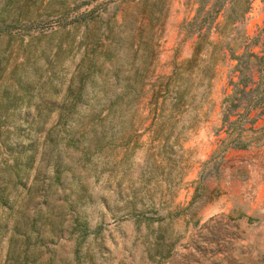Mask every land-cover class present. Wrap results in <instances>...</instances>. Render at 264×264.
I'll use <instances>...</instances> for the list:
<instances>
[{
  "label": "rangeland",
  "instance_id": "374dc122",
  "mask_svg": "<svg viewBox=\"0 0 264 264\" xmlns=\"http://www.w3.org/2000/svg\"><path fill=\"white\" fill-rule=\"evenodd\" d=\"M194 8L0 0V264H264V145L206 164L236 60L183 72ZM237 27L223 45L264 54V0ZM172 70L189 104L154 122Z\"/></svg>",
  "mask_w": 264,
  "mask_h": 264
},
{
  "label": "trees",
  "instance_id": "16d2710c",
  "mask_svg": "<svg viewBox=\"0 0 264 264\" xmlns=\"http://www.w3.org/2000/svg\"><path fill=\"white\" fill-rule=\"evenodd\" d=\"M195 4V13L185 26L190 33L196 34L197 39L192 56L185 60L180 68L183 66V72L191 74V66L197 67L200 70L199 83L209 86L212 69L226 51L236 60L232 75L228 77L230 91L222 97L219 124L215 130L216 135H224L218 138L216 148L206 162H212L217 167L229 149H248L264 145V118L263 123L258 125V119L264 115V54L253 52L251 43L255 46L256 42L244 34L240 36L243 39L240 54L234 55V47L229 43L223 45L226 39L236 41L235 37L229 38L228 29L234 32L238 29L237 26L242 24L245 14L249 11L250 0H195ZM219 16L221 20H218ZM212 28L216 34L215 39L210 37ZM252 60L259 65L255 71L250 68ZM181 74L172 70L167 76V82H170L174 90L168 110L163 102L158 101V97L153 98L149 113L154 122H164L166 117L174 118L182 106L189 104L185 93L190 91L191 83L179 85L176 78H180ZM252 111H256L253 116ZM28 162L27 159L26 163ZM78 225L81 226V237L87 236L90 231L86 223ZM27 240L30 242V237H27Z\"/></svg>",
  "mask_w": 264,
  "mask_h": 264
}]
</instances>
